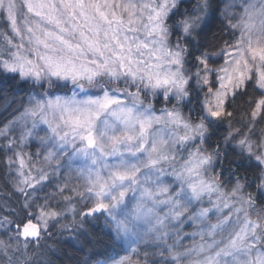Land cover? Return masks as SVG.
I'll return each instance as SVG.
<instances>
[{
	"label": "snow or ice",
	"instance_id": "snow-or-ice-1",
	"mask_svg": "<svg viewBox=\"0 0 264 264\" xmlns=\"http://www.w3.org/2000/svg\"><path fill=\"white\" fill-rule=\"evenodd\" d=\"M223 4L231 39L214 44V0H0V80L33 89L0 128L21 197L0 216V264H52L51 230L87 235L101 215L143 264H264V0Z\"/></svg>",
	"mask_w": 264,
	"mask_h": 264
},
{
	"label": "trees",
	"instance_id": "trees-1",
	"mask_svg": "<svg viewBox=\"0 0 264 264\" xmlns=\"http://www.w3.org/2000/svg\"><path fill=\"white\" fill-rule=\"evenodd\" d=\"M214 4L216 9L207 20L205 32L208 41L214 44H223L224 40L231 39L227 29L224 28L221 17V12L224 8L223 0H214ZM185 7H187V5H185ZM5 28L6 25L3 23V20L0 19V29ZM217 37H219V39H217ZM66 91L68 92L70 90ZM32 92L33 89L29 82L0 80V128H3L10 120L19 115V111H22L21 105L26 102ZM63 92H65V89L57 91L59 94ZM258 95V92L249 90V98ZM243 99L244 98L238 99L236 104L228 109L234 112L235 119L233 120V124L236 127L242 126V123H237V121L242 122L248 119L247 106H244V108L241 107ZM171 106V104H164L163 102L155 103V108L157 110L164 107L170 108ZM198 107V102L193 100L191 105L183 107L181 110L186 115L191 113L195 118L200 115ZM227 129V123L218 128L212 139L206 142L205 147H207L208 151H212L213 148L218 146V143H222L223 134L227 132ZM4 144L5 142L1 143L0 141V148H2ZM5 152L6 150L0 151V216H7L10 208H16L18 211V204L21 199L20 194L16 191L10 180L9 167L7 165V156H9V152L7 155ZM222 162L226 173L229 166L232 168L237 166L238 157H236L232 153L231 148H229ZM240 171L244 175H248L251 179L253 175L252 172H245L243 168H241ZM247 190L252 192L253 195H256L253 188H248ZM48 191H55V189L50 188ZM39 195L43 197L45 193L42 192L39 193ZM76 206L77 209L81 208L79 203H77ZM87 219L91 221L90 223H85L84 226L85 229H87V235H78L75 229L72 231H63L59 228L51 230V237L45 238L43 243L51 246L52 251L47 252V248L43 249V251L47 252L48 258L52 261V264H82L85 259L89 261V264H98L121 257L125 254L124 245L120 247L113 243L102 215L98 220L93 218ZM62 223L71 224V219L63 220ZM0 236H2V233H0ZM89 240L92 242L89 243Z\"/></svg>",
	"mask_w": 264,
	"mask_h": 264
},
{
	"label": "rangeland",
	"instance_id": "rangeland-1",
	"mask_svg": "<svg viewBox=\"0 0 264 264\" xmlns=\"http://www.w3.org/2000/svg\"><path fill=\"white\" fill-rule=\"evenodd\" d=\"M219 63H222V61H220ZM214 67L216 65H213ZM30 83V82H29ZM71 85L68 86V89H65V92H63L62 94H59V95H71ZM66 90H70V91H66ZM203 99V97H201ZM157 114H159V111H157ZM18 132H19V129H15L14 131H10L9 132V135H18ZM0 141L1 143L5 142V139L3 137H0ZM23 151L27 154H31L32 156V159L33 161H41L42 160V156H37L36 153L39 151V152H43V150L40 148L39 146V142L38 141H35V140H30L28 142V144L26 146H24L23 148ZM9 156H11V153L9 152ZM13 168H15V166H13ZM10 169H9V175H10ZM10 180L11 182L13 183L14 185V179L13 177L10 175ZM75 179H73L72 181H70V183H75ZM80 206L82 207V205L80 204ZM185 243H187V241H185ZM125 246V254L121 257H118V258H114V259H111L110 261H107V262H101V263H98V264H114L115 261H119L125 257H128L131 261H132V264H136L137 261H140L141 264H143L142 262V258L140 256H137L135 254H133L130 249H129V245L128 244H124ZM131 247L135 248L136 245H132ZM143 248V246H141V249ZM151 251V249H150Z\"/></svg>",
	"mask_w": 264,
	"mask_h": 264
}]
</instances>
